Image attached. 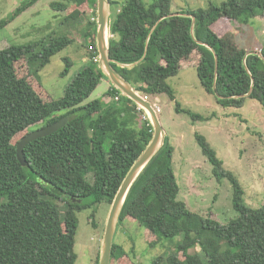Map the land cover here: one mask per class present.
Wrapping results in <instances>:
<instances>
[{
	"label": "trees",
	"instance_id": "obj_1",
	"mask_svg": "<svg viewBox=\"0 0 264 264\" xmlns=\"http://www.w3.org/2000/svg\"><path fill=\"white\" fill-rule=\"evenodd\" d=\"M37 1L23 0L0 20V29ZM70 5L71 12L63 20L68 26L73 20L87 19L83 35L91 49L88 63L62 97H42L26 77L18 75L15 64L25 59L31 73L39 77L51 58L75 41L73 36L59 33L0 49V264H75L77 213L89 208L96 212L99 204H112L154 134L146 111L112 82L107 90L111 100L87 101L106 77L96 45L98 24L89 11L97 8V0L52 3L58 11ZM259 15H264V0H224L176 11L172 0L149 4L125 0L111 14L112 65L144 95L166 93L175 99L168 78L177 75L197 51L199 60L194 65L199 79L219 104L242 107L250 97L264 106V46L249 52L237 43L235 26ZM69 66L68 60L62 74L68 73ZM177 109L182 110L179 102ZM62 117L68 119L63 127L26 145L28 164L22 165L14 137L33 125L45 126ZM193 117L203 119L200 114ZM196 139L214 176L230 180L238 215L222 223L190 210L178 198L174 149L166 136L131 186L118 223L133 219L174 245L152 264H264V203L259 207L247 203L241 181L224 166L207 137L196 132ZM198 247L205 259L196 258ZM117 249L126 252L114 241L112 257Z\"/></svg>",
	"mask_w": 264,
	"mask_h": 264
},
{
	"label": "rangeland",
	"instance_id": "obj_2",
	"mask_svg": "<svg viewBox=\"0 0 264 264\" xmlns=\"http://www.w3.org/2000/svg\"><path fill=\"white\" fill-rule=\"evenodd\" d=\"M22 1L0 0V20L13 13ZM56 1L63 0H40L37 6L28 8L0 29V49L35 42L42 37L59 33L74 37V42L51 58L40 71L39 77L31 73L25 59L15 64L18 75L26 77L47 100L64 95L66 86L88 63L87 57L91 49L87 47L83 35L87 19L67 26L64 16L52 7V3ZM117 1L119 2L112 5L113 15L125 0ZM144 1L149 4L154 0ZM222 1L224 0H172V9L176 11L207 7L210 2L220 4ZM235 26L237 43L248 51L262 49L264 15L246 23H236ZM68 60L71 66L64 75L62 73ZM198 60L199 53L194 51L186 63L183 62L179 73L168 78V83L174 89L175 99L166 93L147 97L157 108L166 136L174 149L172 165L180 187L178 198L185 201L190 210L211 215L220 222L227 223L238 215L232 202V184L228 178L218 180L214 176L212 164L197 142L196 132L207 137L218 156L223 159L224 166L237 175L245 189L246 202L259 207L264 203V106L250 97L242 107H224L219 104L215 95L207 92L199 79L197 65H194ZM110 84L111 81L104 78L87 101L95 98H103L106 102L111 100L107 95ZM177 102L181 104L182 110L177 109ZM146 113L148 115L147 111ZM193 113L202 115L203 119H195ZM140 114L143 119V112ZM42 124L33 125L31 130L43 126ZM29 130L28 128L15 136L14 141H19ZM110 209L111 205L101 203L96 212L89 208L77 213L75 251L78 258L75 264H97ZM114 241L122 245L126 252L117 249L110 264H152L156 257L167 253L174 246L157 238L130 218L117 223ZM197 250L196 258L205 259L199 247Z\"/></svg>",
	"mask_w": 264,
	"mask_h": 264
},
{
	"label": "water",
	"instance_id": "obj_3",
	"mask_svg": "<svg viewBox=\"0 0 264 264\" xmlns=\"http://www.w3.org/2000/svg\"><path fill=\"white\" fill-rule=\"evenodd\" d=\"M177 14V13H172ZM111 2L110 0H97V48L99 51V64L106 77L126 96L135 101L139 106L148 112V116L154 127V134L144 149L134 162L127 175L123 179L115 197L111 204L107 226L103 237L99 264H110L112 258V246L114 243L117 223L125 203L127 194L141 174L143 169L154 157V155L163 146L166 138V130L161 122L159 113L155 105L150 99L140 91H138L125 77H123L112 65L109 50V25L111 21ZM195 21V17H193ZM252 52V51H249ZM215 91L216 87L214 88ZM67 117H62L56 122L49 123L43 127L28 131L17 143V156L22 165H27L28 161L25 156V147L31 141L46 136L67 123ZM81 202V199H78Z\"/></svg>",
	"mask_w": 264,
	"mask_h": 264
},
{
	"label": "crops",
	"instance_id": "obj_4",
	"mask_svg": "<svg viewBox=\"0 0 264 264\" xmlns=\"http://www.w3.org/2000/svg\"><path fill=\"white\" fill-rule=\"evenodd\" d=\"M40 0H38L37 1V3L39 2ZM37 3H35L33 6H37L36 4ZM76 6V5H75ZM75 6L73 7V5H72V7H73V9L75 8ZM32 7V6H31ZM71 5L70 6H68V8L65 10V11H60V13L64 16V15H67L69 12H71ZM30 8V7H29ZM89 11L92 13V15H95V16H93L92 17V19H95V20H97V8L95 9V8H90L89 9ZM93 12H94V14H93ZM111 14H112V5H111ZM110 18H111V16H110ZM82 20H84L83 18H81V19H76V20H73L72 22H70V24L68 25V26H70V25H74V23H76V24H78V23H80ZM106 78V77H105ZM104 79V78H103ZM102 79V80H103ZM108 79V78H107ZM109 80V79H108ZM109 82V81H108Z\"/></svg>",
	"mask_w": 264,
	"mask_h": 264
}]
</instances>
